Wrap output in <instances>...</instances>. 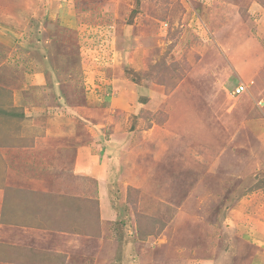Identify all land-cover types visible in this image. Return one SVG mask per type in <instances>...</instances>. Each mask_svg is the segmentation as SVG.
<instances>
[{
	"label": "rangeland",
	"instance_id": "1",
	"mask_svg": "<svg viewBox=\"0 0 264 264\" xmlns=\"http://www.w3.org/2000/svg\"><path fill=\"white\" fill-rule=\"evenodd\" d=\"M37 11L0 60V147L31 144L39 130L25 108L43 117L44 106L54 132L79 136L62 142L63 166L83 153L108 173L92 198L62 201L91 237L51 263L27 240L36 207L26 205L41 194L14 180L27 170L55 187L59 174L46 170L56 155L23 163L0 151V191H21L3 208L25 205L0 226V264H264V0H39ZM253 46L251 58L240 54ZM27 71L32 88L14 103ZM177 106L186 119L166 128ZM101 198L125 214L105 230Z\"/></svg>",
	"mask_w": 264,
	"mask_h": 264
},
{
	"label": "crops",
	"instance_id": "2",
	"mask_svg": "<svg viewBox=\"0 0 264 264\" xmlns=\"http://www.w3.org/2000/svg\"><path fill=\"white\" fill-rule=\"evenodd\" d=\"M55 2V1H53ZM39 9V0H0V60L4 57L6 58L9 56V48L7 40L10 39L14 42L13 36H17L18 34L22 33V29H34L36 26L33 27L34 22L38 21L37 18H35L37 15V10ZM56 10V8H54ZM56 11H59L57 9ZM21 19V21H19ZM24 19V22L23 20ZM36 19V20H34ZM34 20V21H33ZM29 21V22H28ZM27 30V31H28ZM11 36V37H10ZM7 47V48H6ZM6 49V52H5ZM257 52L256 48L250 47L247 50L240 51V54L247 55L249 58H251L253 54L248 52ZM5 53V54H3ZM12 62V61H11ZM4 63V62H3ZM10 65L14 68V63L12 62ZM29 71L27 73H24L22 76V79L24 80L21 82V86L18 89L14 90V103L18 100H21L22 104H24V99H21L20 92L25 91L27 88H32L31 84V78L29 76ZM235 93V92H234ZM243 93V91H242ZM68 105V103H66ZM122 105H126L127 102L121 103ZM17 105H21L17 103ZM63 103L62 105H55L56 108H59V106L62 107L61 110H64L66 106ZM235 105V104H234ZM66 109L67 112H70V106H67ZM179 108V112L177 114V118H174L173 116H169V120L165 122V127L172 125L175 120L182 121V119H186V115L184 114L186 110H184L183 106H177ZM38 106H31V108L26 107L25 108V117L24 119L27 121L33 122L35 125H37L38 134H29L27 137L30 139L31 144H29L26 147L22 146H11L10 144H3V147H0V151L2 155L6 159H11L13 156H19V160H22L23 163H26V158L33 157L34 155H37V152H40L43 154V156H46V152L51 149L55 153V159L49 161L48 165L50 169H47L46 172L52 171V168L57 175V178L53 179L52 182L56 184V186H49V180L42 177H36L32 176L30 172H26L23 170H17L16 174L18 176V180L16 181L17 185L22 186L24 190L28 189L30 191V188H35L36 193L39 192L41 194V198L36 200H41L38 205H26L27 208L36 207L35 214H26V220L28 221V224H31L29 229V243L35 246L36 249L41 250L42 260L46 259V261L53 262L54 258L57 256L62 255L61 253H67V248L73 246L78 247H87L86 237H91L89 235H86V233H80L79 226L82 227L83 217L79 215L80 213H75L74 211L70 212L69 214H64L66 212V209L64 208L65 205L62 204L63 200H69V203L71 200H84L87 198H84V193L90 195L92 198L96 194V188L98 189V185L101 186V180L107 179L105 173H108L107 170H103L101 166L99 168L97 167V162L90 160V158L87 155H83V153H78L75 156L74 164H70V166H63L66 163L64 162V157L69 159L71 149L68 150L69 153L63 154L66 152L67 149L64 151L63 143L65 141H71V139H79V136H77V133H73L72 131L66 133L65 135L57 134V132H54L53 129H51L50 125L51 123H47V118H44V106L41 108L43 110V117L37 116V110ZM54 108V107H53ZM52 108V109H53ZM55 109V108H54ZM53 109V110H54ZM73 109V108H72ZM183 109V110H182ZM239 112H242L238 108ZM1 113V112H0ZM2 114V113H1ZM56 119L59 122L58 127L55 129H60L61 127H66L64 124L66 121V118L62 112H56ZM3 118L7 116V114H2ZM18 121L17 118L14 119V121ZM10 121V120H9ZM7 123V120L0 119V123ZM12 122V121H10ZM180 123V122H179ZM56 124V123H54ZM239 124V123H238ZM28 125V124H26ZM56 133V134H55ZM144 136L146 134L144 133ZM70 137V138H69ZM62 144L58 148L57 146H53V144L57 143ZM71 143V142H69ZM15 147V148H14ZM55 147V148H54ZM40 149V150H39ZM86 153V152H85ZM8 154V155H7ZM64 156V157H63ZM100 155H95L93 158H98ZM92 157V156H91ZM25 159V160H24ZM70 160V159H69ZM20 164V161L18 162ZM63 166V167H62ZM68 169H66V168ZM57 168V169H56ZM63 168V170H62ZM14 170V169H13ZM12 169L8 170L9 174L13 171ZM109 176L112 177V172L109 170ZM92 182L95 184V189L92 187ZM100 182V183H99ZM11 187V186H10ZM15 188H12L10 190L9 198L5 199L7 197V194L5 193L6 190H3L0 195V226H8V221L11 219L12 223L14 224L16 221L18 222V218L21 217V214L24 212H20V210H24V206L18 205L17 207L11 208L10 213L9 211H5L6 209L3 208V201L4 200H13V202L19 201L16 197V195H13V192H21L14 190ZM17 189V188H16ZM93 189V190H92ZM94 191V192H93ZM9 192V191H8ZM67 194V196H66ZM83 194V195H82ZM50 196V197H49ZM15 197V198H14ZM81 198V199H79ZM90 198V200H91ZM258 199V198H257ZM260 200H264V196H261L259 198ZM29 200L31 201V198L29 197ZM49 200V201H47ZM2 203V204H1ZM8 203H12V201H9ZM30 204V202L28 203ZM12 206L13 203H12ZM100 206V215H99V221L101 227L105 229L109 228L110 225L113 224V222L120 221L124 217V213L119 209V207L115 206L114 200H108L107 198H101L99 201ZM3 208V209H2ZM41 212H40V211ZM5 211V213H3ZM44 211V212H43ZM43 212V213H42ZM3 213V214H2ZM7 214L8 217L6 216ZM25 214V213H24ZM238 216V215H237ZM236 215L233 216L234 219H239V216ZM6 217V218H5ZM92 220V218H91ZM96 220V219H95ZM26 224V225H28ZM84 224H86L84 222ZM29 226V225H28ZM94 228H96L94 226ZM84 230V229H83ZM85 231V230H84ZM26 240V241H27ZM171 243L175 246L179 241ZM1 242V239H0ZM110 245V244H109ZM112 245V244H111ZM75 246V247H76ZM262 247L259 245H256V250H261ZM48 255L49 258L47 259L45 256ZM63 256V255H62ZM186 262V263H184ZM184 262H179V264H192L190 260H185ZM195 263L198 262L197 259L194 261ZM220 262V261H219ZM171 264H178L175 262H170ZM168 263V264H170ZM166 264V263H164Z\"/></svg>",
	"mask_w": 264,
	"mask_h": 264
},
{
	"label": "built area",
	"instance_id": "3",
	"mask_svg": "<svg viewBox=\"0 0 264 264\" xmlns=\"http://www.w3.org/2000/svg\"><path fill=\"white\" fill-rule=\"evenodd\" d=\"M244 89H245V85H244V84H240V85H238V86L235 88L234 92H235V93H240V92L243 91Z\"/></svg>",
	"mask_w": 264,
	"mask_h": 264
}]
</instances>
